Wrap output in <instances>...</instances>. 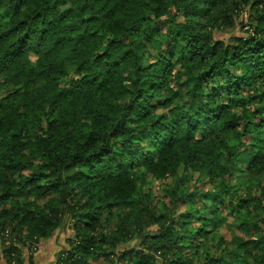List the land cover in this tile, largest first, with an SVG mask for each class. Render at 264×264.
Returning a JSON list of instances; mask_svg holds the SVG:
<instances>
[{"label":"trees","instance_id":"16d2710c","mask_svg":"<svg viewBox=\"0 0 264 264\" xmlns=\"http://www.w3.org/2000/svg\"><path fill=\"white\" fill-rule=\"evenodd\" d=\"M225 3L227 0H148L147 3L145 0H103V4L101 0H0V147L17 151L27 147L32 153V162L40 169L25 178L26 184L39 178L40 191L24 192L23 188L12 191L17 181L7 179V173L26 174L30 165L19 160L11 163L15 152L0 157V202L14 204V197L32 195L30 211L50 209L47 216L40 215L37 219L32 215L31 220L21 221L30 225L23 241L28 264H32L31 254L41 241L66 226L71 231L65 240L67 247L58 252L53 264H92L90 260H102V264H155V258L140 247L144 245L160 252V264H194L191 259L178 257L176 261H169L166 257L194 249L195 256L196 250L203 251L202 246L207 243H238L244 249L247 240L236 235L227 240L219 234L223 218L217 212L223 203L242 218L243 225L259 233L260 225L264 224V206L253 190L262 191L260 175L258 172L248 177H237L234 172L225 174L227 165L222 157L226 148L238 147L237 141L244 133H249L244 139L252 141L249 147L264 146V0H252L247 15L237 0H232L238 13L236 18L227 10L221 15L213 14ZM105 7L107 10L102 11ZM234 30L239 32L227 37L222 35ZM148 46L153 49H147ZM26 48L32 54L22 57ZM65 58L91 59L96 74L86 81L81 77L83 86L74 83L70 75L74 73ZM59 65L62 66L56 71ZM99 77H103L100 81L103 87L93 90L91 85ZM184 96L189 99L183 100ZM173 98L192 110L191 119L195 124L188 127L193 131L196 125L213 121L214 135L223 137L214 155L201 148L200 155H193L190 161L191 132H178L174 137L163 138L157 149L160 159H153L148 171L122 180L123 165L114 166L111 172L101 165L105 175L99 171L97 175L101 181L111 184L110 193L114 191L117 199L108 196L107 204H97L96 209L88 212H80L75 206L67 210L51 207L63 203L54 200V194L63 184L57 188L55 184L43 183L48 172L38 157L42 155L39 147L44 143L41 134L45 129L61 135L90 136L93 132L119 128L124 135L134 131L137 137L147 136L149 117ZM57 99L59 111L52 108ZM181 106L174 104V108ZM82 111L87 123L77 122L73 132L66 125ZM52 117L59 120L55 126ZM221 120H225L223 125L219 123ZM232 130L239 131L231 135ZM108 158L106 152L90 159L99 165ZM255 159L253 155L252 160ZM210 161L214 162L215 171L209 166ZM242 171L235 169V172ZM192 173L203 177L196 180ZM229 178H239V183L247 188V195L240 196L235 204L233 199L221 194ZM154 181L161 183V197L147 188ZM208 186L217 191H200ZM181 191H184L182 195ZM92 199L89 196V201ZM210 199H214L213 206L205 205L203 212L211 216L198 217L200 223L192 232L183 225L190 212L180 211V206L189 207L190 201L206 204ZM152 201L158 204L160 214L148 213L142 224L137 218L135 229L131 224L118 223L114 230L101 231L98 235L85 231L95 233L97 227H108L100 222L104 208L116 220L125 215L134 216L137 207L138 211L147 212ZM80 207L91 205L86 202ZM111 209L116 210L115 214ZM8 213V209L0 210V216ZM133 231L139 237L136 244L131 241L135 238ZM181 240L188 242L181 244ZM149 241L157 243L149 244ZM13 251L20 254L22 250L12 245L5 249V254L10 257ZM244 255L247 257L250 253L245 251ZM238 261L240 256L235 254L229 261L212 257L206 264H237Z\"/></svg>","mask_w":264,"mask_h":264},{"label":"clouds","instance_id":"9594fccd","mask_svg":"<svg viewBox=\"0 0 264 264\" xmlns=\"http://www.w3.org/2000/svg\"><path fill=\"white\" fill-rule=\"evenodd\" d=\"M147 2L148 0H145V3ZM237 2L240 7L245 10L243 14L247 15L248 11L251 10L250 5L252 0H248L246 4L242 3V0H237ZM101 4H103V0H101ZM97 7H100V5H97ZM106 10V7L102 9V11ZM225 10L230 14H233L234 18L238 15V13H236V8L233 7L232 0H227V3L219 5L214 10L213 14L221 15ZM93 11H95V8ZM97 14L102 15V12ZM44 51L47 52L48 48H45ZM30 54L32 53L26 48L21 56L27 57ZM65 62L70 65L72 73H74L70 74L71 79L74 83L81 86H83L81 77L86 81L89 80L90 75L96 74L95 66L92 65L91 59L75 61L65 58ZM61 66L62 65L57 66L55 70L58 71ZM77 69H79V71H76ZM101 80H103V77H99L97 81L93 82L91 88L93 90L102 88L103 85L100 83ZM184 91H188V89H185ZM166 94L171 95V93ZM189 95H191L190 92ZM188 99L189 96L183 97V100ZM59 103L60 100L57 99V103L53 104L52 108L59 111ZM176 103H180L182 106L180 108H174V104ZM158 116H161V119H157ZM191 117L192 110H190L187 105H184L179 99L173 98L172 102L166 103V106L159 108L149 117L148 124L150 127L146 129L148 132L147 136L137 137L134 131H129L127 135H124L120 132L119 128H116V131L107 129L99 133L93 132L90 136L84 135L83 133L76 135H61L58 131L49 132L45 129L44 133L41 134L44 143H41L39 147V152L42 153V155L38 157L39 163L43 165L48 172L47 179L43 181V183H45V185L55 184L57 188H60V185L63 184V188L54 194V200L63 201V203L53 204L51 207L67 210L75 206L80 212H88L92 209H96L97 204H107L108 196L117 199V194L114 191L110 193L112 187L111 184L106 181H101L97 172L99 171L101 175H105V168L107 171L111 172L114 166L123 165V170L121 172V178L123 180L129 178L131 175L139 174L141 171H148L152 167L151 161L153 159H160V151L157 149L163 138L174 137L178 132H191L193 148L190 150L189 154L190 161L192 160L193 155H200L201 148H206L210 156L214 155L215 149L218 147V142L222 140L223 137L214 135L216 128L213 125V121L196 125L195 130L193 131V129L188 127L189 124H195V121L192 120ZM52 119L54 121V126L59 123L57 117H52ZM225 119L229 118L226 117ZM77 122L79 124L87 123V116L83 111L74 116L73 119L67 123L66 127L75 132ZM219 123L223 125L225 120H221ZM113 127H115V125H113ZM237 131L239 130H232L231 135H235ZM110 132L111 134H109ZM244 135H249V133H244L240 136V139L237 141L238 147L226 148L224 151L222 159L227 165L225 174L227 172H234L237 177L240 175L248 177L258 172L261 181L259 187L262 191L253 190V195L257 196L260 205L264 206V146L259 149L249 147V145L252 144V141L245 140ZM22 138L23 140L27 139V137ZM241 141L243 143H241ZM13 152H15L16 155L12 158L11 163H16L19 160L28 163L30 166L28 167L26 174L18 171L15 176H12L7 173V179L17 181L15 187L11 190L15 191L16 189L23 188L24 192H28L29 189H32L33 193H37L40 191L37 187L40 183L39 178H36L27 184L25 183L26 176H31L35 171L40 170L37 169L35 163L32 162V153L27 147L23 148L21 151L0 147V157L11 156ZM106 152L109 158L101 160L99 165H95L94 161L90 159L91 157H101ZM253 155L256 156L255 160H252ZM86 161L87 163H85ZM4 163H9V161L4 160ZM101 165H104L105 168H102ZM209 166L213 167L214 171L216 170L213 161L209 162ZM235 169H242L243 171L235 172ZM189 191H195V189H189ZM200 191L215 192L217 190L201 188ZM85 192L88 194L85 195ZM183 193L184 191H181L179 194L182 195ZM221 194L226 195L227 198L233 199V203L235 204L240 196L247 195V188L245 185L239 183L238 179H226L222 186ZM89 196H93L91 201H89ZM97 196L100 197L99 200L96 199ZM25 199H27V203H25ZM32 200V195H19L14 197V204L9 203L8 201L0 202V210H9L8 215L0 216V222L3 224V231L0 232V264H21L22 260L24 261V264H27L25 259L26 252L23 251V241L27 237L30 225L26 222L21 223V221L26 219L31 220L32 215H35L38 219L40 215L47 216L50 214V209L43 207L41 209L30 211L29 204L32 203ZM135 201L136 200H133V206H136ZM86 202L90 203L91 207L81 208L80 205H84ZM145 203H147V201H145ZM139 207H143V205H140ZM111 211L115 214L116 210L111 209ZM108 212L109 209L104 208L101 212L100 220L101 224H107L108 227H97L95 233L88 229H85V231H88L89 235H98L101 231L114 230L118 223L131 224L132 228L135 229L137 223L134 221H136L137 218H139V222L142 224V222L147 219L148 213L154 215L160 214L159 206L156 201H152V204L148 205L147 212H140L137 207L136 214L132 217L125 215L113 220V217L108 216ZM13 214H15L14 219ZM176 214L177 213H171L173 216ZM221 215H223V213ZM62 222L61 219V223ZM233 223L240 225L238 229H234V231L238 232L239 238L248 241V244L244 249L240 248L238 243L225 242L221 245L213 242L204 244L202 246L203 251L196 250L195 256H193L194 249L192 251L185 250V252L176 253L175 255L168 254L166 259L169 261H176L179 257L183 259H191L194 264H206V262L212 257H216L217 259L222 258L224 261H229L232 259L233 255L239 254L240 261H238L237 264H264V224L260 225L261 230L259 233L255 230H251L248 232L252 234L247 235L239 219H235ZM59 226V224L56 225L57 228ZM14 228L15 231H13ZM191 231L194 232V226L191 228ZM132 235L135 238L131 241L136 244L139 237L136 236L135 231H133ZM201 239L202 237L199 238V240ZM199 240L197 241L198 243ZM187 242V240L180 241L181 244ZM148 243L155 244L157 242L149 241ZM12 245H15L16 248L21 249L22 251L20 254L13 251L9 257L5 254V249L10 248ZM103 247H107V245H103ZM140 247H142L144 252L155 258V264H160L162 259L160 252L154 251L146 245ZM245 251L250 253V255L245 257Z\"/></svg>","mask_w":264,"mask_h":264},{"label":"rangeland","instance_id":"374dc122","mask_svg":"<svg viewBox=\"0 0 264 264\" xmlns=\"http://www.w3.org/2000/svg\"><path fill=\"white\" fill-rule=\"evenodd\" d=\"M244 17L245 16H243V19ZM238 32H239L238 30H234L231 32H223L222 35L227 37L229 34L238 33ZM147 49H153V48L151 46H148ZM191 176L195 178L196 180H200V178L203 177L201 174H198V173H192ZM229 179L239 180V178H229ZM147 188L150 191H152L153 195L161 197V194H162L161 193L162 192L161 183L154 181L151 184H149ZM208 188L210 189V186H208ZM213 201L214 199H210L206 202V204L205 202H202V201H190L189 207L188 205L180 206V211L187 210L190 212L189 218H187L184 221L183 225L185 227H188V229H191L193 226L196 227L197 225H199L200 222L197 220L198 217H203L204 215L210 217L211 215L209 213L204 214L203 210L205 209V205L207 206L209 204L213 206ZM219 208L220 210L217 212L218 216L223 218V221L220 226L219 234L227 240H230L231 237L234 235L239 236L238 232L234 231V229H238L240 225L234 224L233 221L235 219H239L241 222L242 218L240 217L238 218L235 214H233V212L230 211V209H228V205L226 203L220 204ZM222 213L223 215H221ZM243 227L247 235L252 234L248 231L254 230L253 227L249 225H243ZM70 234H71V231L67 226L65 228L55 230L54 234L50 238L44 239L43 241H41V243L36 248V250L33 251V253L31 254V260H30L31 263L32 264H53L58 252L67 247L65 240ZM25 252H26L25 259L28 264L29 256H28L27 251ZM90 261L92 264H102L103 262L102 260H90Z\"/></svg>","mask_w":264,"mask_h":264}]
</instances>
